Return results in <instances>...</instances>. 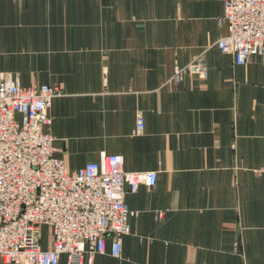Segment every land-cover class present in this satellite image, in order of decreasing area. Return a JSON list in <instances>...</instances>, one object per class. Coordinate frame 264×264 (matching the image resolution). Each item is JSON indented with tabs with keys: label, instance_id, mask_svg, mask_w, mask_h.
<instances>
[{
	"label": "crops",
	"instance_id": "crops-1",
	"mask_svg": "<svg viewBox=\"0 0 264 264\" xmlns=\"http://www.w3.org/2000/svg\"><path fill=\"white\" fill-rule=\"evenodd\" d=\"M222 15L219 0H0V72L61 88L54 157L68 171L105 154L157 173L126 194L121 257L107 239L92 264H264V63L215 46ZM198 55L204 80L165 86Z\"/></svg>",
	"mask_w": 264,
	"mask_h": 264
},
{
	"label": "built area",
	"instance_id": "built-area-1",
	"mask_svg": "<svg viewBox=\"0 0 264 264\" xmlns=\"http://www.w3.org/2000/svg\"><path fill=\"white\" fill-rule=\"evenodd\" d=\"M219 27L226 34L215 46L235 65L260 57L264 63V0H219ZM185 77H207L203 55L184 67L175 66L165 86ZM62 94L59 86L27 87L0 72V264H92L104 255L119 259L122 238L130 233L125 197L140 186L152 189L156 172H125L122 156L101 154L95 163L68 171L54 157L49 109ZM137 135L143 119L136 117ZM264 170V169H263ZM158 216H162L160 213ZM49 232L46 250L36 234Z\"/></svg>",
	"mask_w": 264,
	"mask_h": 264
},
{
	"label": "rangeland",
	"instance_id": "rangeland-1",
	"mask_svg": "<svg viewBox=\"0 0 264 264\" xmlns=\"http://www.w3.org/2000/svg\"><path fill=\"white\" fill-rule=\"evenodd\" d=\"M47 228L42 227L40 228V231L36 234L37 239H39V242L41 244H44L45 242L49 244V232L46 230Z\"/></svg>",
	"mask_w": 264,
	"mask_h": 264
},
{
	"label": "bare ground",
	"instance_id": "bare-ground-1",
	"mask_svg": "<svg viewBox=\"0 0 264 264\" xmlns=\"http://www.w3.org/2000/svg\"><path fill=\"white\" fill-rule=\"evenodd\" d=\"M61 258V257H60Z\"/></svg>",
	"mask_w": 264,
	"mask_h": 264
}]
</instances>
